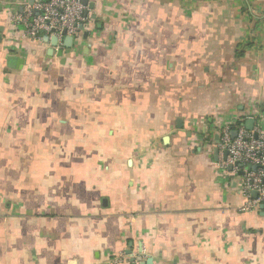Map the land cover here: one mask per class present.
Instances as JSON below:
<instances>
[{
	"label": "crops",
	"instance_id": "0c3cea01",
	"mask_svg": "<svg viewBox=\"0 0 264 264\" xmlns=\"http://www.w3.org/2000/svg\"><path fill=\"white\" fill-rule=\"evenodd\" d=\"M37 1L0 0V264H264L216 145L264 119V0H87L62 45Z\"/></svg>",
	"mask_w": 264,
	"mask_h": 264
},
{
	"label": "built area",
	"instance_id": "2783aa9c",
	"mask_svg": "<svg viewBox=\"0 0 264 264\" xmlns=\"http://www.w3.org/2000/svg\"><path fill=\"white\" fill-rule=\"evenodd\" d=\"M87 5L83 0H38L34 6L11 17L12 24L24 36L40 40L56 37L59 45L67 36L76 38L88 21ZM251 129L244 123L225 122L216 143L220 152L219 164L239 174L240 190L247 198L241 212L258 211L264 204V119L256 117ZM236 126V135L232 126ZM115 264H145L140 256L120 252Z\"/></svg>",
	"mask_w": 264,
	"mask_h": 264
},
{
	"label": "water",
	"instance_id": "95a60500",
	"mask_svg": "<svg viewBox=\"0 0 264 264\" xmlns=\"http://www.w3.org/2000/svg\"><path fill=\"white\" fill-rule=\"evenodd\" d=\"M83 2L85 4H87V0H83ZM66 38H67V41H71L72 40V37L67 36ZM51 39H52L54 45L58 42V39L56 37H52ZM253 125H254V120L251 119V120H247L246 121V127L247 128L251 129L253 127ZM233 134L236 135V131H234ZM261 207H264V204H262ZM140 259H142V258L140 257ZM147 264H152V261L148 260Z\"/></svg>",
	"mask_w": 264,
	"mask_h": 264
}]
</instances>
